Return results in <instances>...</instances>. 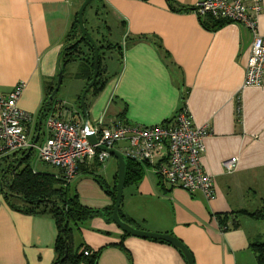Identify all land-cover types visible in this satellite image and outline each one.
<instances>
[{
    "label": "crops",
    "instance_id": "1",
    "mask_svg": "<svg viewBox=\"0 0 264 264\" xmlns=\"http://www.w3.org/2000/svg\"><path fill=\"white\" fill-rule=\"evenodd\" d=\"M198 1H94L109 32L97 30L102 44L113 45L104 53L119 66L112 73L106 70L105 84L87 94L90 122L152 126L171 121L186 94L195 122L208 124L212 131L202 161L215 176L216 198L173 186L156 165L130 159L141 174L126 182L120 214L140 229L178 237L195 264H258L250 245L264 238V220L238 213L264 205V82L244 86L253 33L240 22L214 26L211 17L193 10ZM83 2L0 0V95L27 81L19 105L32 115L28 128L38 141L43 137L41 143L49 136L46 115L40 121L42 109L50 86L58 82L66 40ZM259 28L264 35V9ZM79 77L78 106L63 100L60 90L56 95L65 104L67 120H85L80 96L87 78ZM127 144L121 141L116 149ZM22 153L0 156V168L16 163ZM31 157L27 161L33 170L45 172ZM232 157L238 158V168L228 172L224 162ZM55 168L48 173L62 177V170ZM118 170L116 157L103 165L96 160L83 163L69 193L108 216L115 206ZM71 227L74 249L98 254L94 263L85 259L79 264H189L173 243L126 233L101 212ZM59 234L51 214L27 211L21 199L7 197L0 186V264H54Z\"/></svg>",
    "mask_w": 264,
    "mask_h": 264
},
{
    "label": "built area",
    "instance_id": "2",
    "mask_svg": "<svg viewBox=\"0 0 264 264\" xmlns=\"http://www.w3.org/2000/svg\"><path fill=\"white\" fill-rule=\"evenodd\" d=\"M263 9V0H200L195 9L200 16L240 22L252 30L253 43L244 86L264 82V35L259 28ZM26 87L27 81L21 80L9 94L0 95V156L37 148L40 159L60 168L63 179L70 183L79 174L81 164L96 160L103 165L111 157L100 146L116 149L119 142L127 141L128 144L119 149L126 159L150 162L169 184L191 193L202 191L208 200L216 198L215 176L206 171L202 161L206 139L212 131L208 124L195 122L186 103L173 120L152 126H130L116 120L108 126L102 121L89 122L86 127L82 117L64 119L65 104L54 99L46 111L49 136L38 143L28 128L33 117L19 105ZM241 111L239 106V114ZM89 134L96 136V143L90 141ZM224 167L228 172L235 171L238 158L228 159ZM91 253V250L85 251L86 255Z\"/></svg>",
    "mask_w": 264,
    "mask_h": 264
},
{
    "label": "trees",
    "instance_id": "3",
    "mask_svg": "<svg viewBox=\"0 0 264 264\" xmlns=\"http://www.w3.org/2000/svg\"><path fill=\"white\" fill-rule=\"evenodd\" d=\"M194 9H196V7H194L193 10ZM213 21L214 26H218L225 22L223 20L215 19H213ZM79 28L80 26L76 17L73 21L72 28L68 34L64 51L62 53L61 70L64 72V67L69 62L76 60H81V62L87 61L85 73L82 76L87 78L88 85L94 74L95 51L93 45L87 38L80 39L81 35L77 38H72L73 35H75L74 33L79 31ZM97 43L100 49V71L97 81L91 90H98L105 84V82H102L105 69L101 66V56L106 48L113 47L109 42L106 44H100L99 41H97ZM82 45L89 46L92 55L91 58L89 56H82ZM101 83L102 85H100ZM56 85L57 83L50 86L46 101L53 93ZM186 98L185 94L183 96V105L186 103ZM54 99H56V95L50 100L49 105ZM48 106L46 109H44V107L42 109L41 115L43 114V117L46 115ZM32 151L33 150L23 152L22 156L19 157L16 163L11 161V163L6 165L5 169L0 172V186L2 191H4L7 197L21 199L25 203V209L27 211L49 213L57 220L60 234L57 243L58 259L54 264H79L81 260L85 259L94 263L97 259V253L92 252L91 254L86 255L85 251L80 250V247L78 250L74 249L71 225L84 221L103 210L83 205L80 202L78 195H71L69 193V183H67L63 177H58L55 174L48 172H35L31 167L30 162L27 161ZM23 156L25 157L23 158ZM14 165L15 168L12 170V166ZM11 170L12 174H14V178L11 180L6 179L8 176L7 173ZM140 174L141 172L138 165L130 159H127L126 182L133 176L139 178ZM98 181H100V179H98ZM113 193L114 196H116V191ZM240 212L249 214L257 220H264V205L255 211H238V213ZM109 215H111V212H108V216ZM250 246L255 252L258 264H264V238L259 236L253 239Z\"/></svg>",
    "mask_w": 264,
    "mask_h": 264
},
{
    "label": "water",
    "instance_id": "4",
    "mask_svg": "<svg viewBox=\"0 0 264 264\" xmlns=\"http://www.w3.org/2000/svg\"><path fill=\"white\" fill-rule=\"evenodd\" d=\"M94 1L95 0H84V2L82 3V5L78 11V15H77L78 23H79L80 30H81L80 39L87 38L91 42V44L93 45L94 51H95L94 74H93L92 80L88 83V85L84 89V91L81 95V99H80V106H81L82 112L85 116V126L86 127H89V122H90V115L88 112L86 97H87V94L89 93V91L95 85L97 78H98V75H99V71H100V49H99V46H98V43H97L95 37L87 28L86 21H85V11ZM63 76H64V72L61 70L59 73L57 85H56L53 93L50 95L49 99L45 102L44 109L47 108L50 100L55 95H57V93L59 92V90L62 86ZM42 120H43V114L41 115L40 121L42 122ZM88 137L92 143L97 142V138L94 134H89ZM36 140H38V139L36 138ZM100 148L108 151L112 156L116 157L118 160V165H119L117 185H116L115 206H114L113 212L109 216L106 215L105 211H101L102 214L104 215V217L107 219H112L126 233L141 236V237H146V238L165 239V240L173 243L174 245L178 246L183 251V253L186 256L189 264H195L194 256H193L191 250L178 237H176L172 234H169V233H160V232H154V231H148V230L140 229V228L132 225L130 222L126 221L122 217V215L120 214V208L122 205L124 188L126 185L127 159L122 152H120L119 150H117L115 148H107L104 146H100Z\"/></svg>",
    "mask_w": 264,
    "mask_h": 264
},
{
    "label": "rangeland",
    "instance_id": "5",
    "mask_svg": "<svg viewBox=\"0 0 264 264\" xmlns=\"http://www.w3.org/2000/svg\"><path fill=\"white\" fill-rule=\"evenodd\" d=\"M85 21H86L87 28L93 34L95 39L97 41H100V43H103L102 42L103 40H101L102 36L100 37L97 30L100 29L103 34H107L109 32L107 31V28L104 25V21H103L102 17L99 15V13L97 11L96 2L91 4L86 9ZM74 34L75 35H73L72 38H77L78 36H80L81 35L80 28H79V31L75 32ZM82 56L83 57L89 56L91 58V56H92L91 50H90L88 45H82ZM86 62L85 61L81 62V60H76V61H72V62L67 63L64 67V79H63V83H62L60 92L58 94L60 97H63L64 98L63 100H65L66 102L69 101L70 104L76 103L77 106L79 105L77 94L80 92L78 88H79V85L81 82L78 81V78H80L79 76L84 75L85 69H86ZM101 66L103 69H105V71L108 70L107 72L112 73L116 70V67H118L119 64H118L117 60L113 61V58L110 57V53L105 54L104 52H102ZM72 73H74L77 78L72 77L71 76ZM90 96H91L90 94L87 95V100L90 98ZM87 100H86V102H87ZM42 138L38 141V143L42 142ZM38 156H39L38 149L34 148L33 152H32L31 162L37 169L43 170L45 172L56 171L57 168L45 164L40 158H38ZM110 158L115 159V157H113V156H111ZM108 161H109V159H108ZM5 167H6V165H3V167L0 168V172L3 169H5ZM14 168H15V165L12 166V170ZM12 170L9 173H7L8 176L6 177V179L11 180L14 178V174H12ZM108 172H109V175L111 177L114 176V174L112 173V171L110 169ZM262 224L264 227V222Z\"/></svg>",
    "mask_w": 264,
    "mask_h": 264
}]
</instances>
